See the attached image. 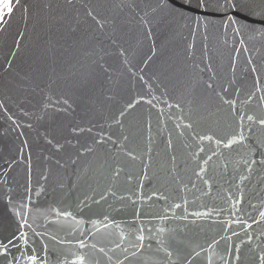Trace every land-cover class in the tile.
Instances as JSON below:
<instances>
[{
  "label": "water",
  "instance_id": "1",
  "mask_svg": "<svg viewBox=\"0 0 264 264\" xmlns=\"http://www.w3.org/2000/svg\"><path fill=\"white\" fill-rule=\"evenodd\" d=\"M88 3L0 0V264H261L264 0Z\"/></svg>",
  "mask_w": 264,
  "mask_h": 264
},
{
  "label": "snow or ice",
  "instance_id": "2",
  "mask_svg": "<svg viewBox=\"0 0 264 264\" xmlns=\"http://www.w3.org/2000/svg\"><path fill=\"white\" fill-rule=\"evenodd\" d=\"M16 3L19 4V0H16ZM37 3L42 6L43 9L47 10L46 15L44 16V19H52L55 20L56 17L53 15V10L58 9L61 7L64 8H75L76 5L81 4L82 0H37ZM166 4H176V0H165ZM193 3L196 8H210L212 7V0H183V3L178 5V9H190L193 7ZM125 6V0H89V3L85 5L87 11L86 15L88 17H91L93 21H96L97 25L101 30L104 29L105 25L108 23L107 20H105V23H100L99 20H97V16L101 15V10L108 9V8H122ZM228 6L230 8H238L241 11H245V9L241 5V0H228ZM4 8L7 10V12H11V4L5 3ZM96 13V15H93V13ZM61 19L64 17L61 16ZM0 24L6 25V15L4 13H0ZM0 31H3V29H0ZM77 31V28L72 27L70 29L71 33H75ZM123 54V53H122ZM211 87V85H209ZM225 103H230V101H225ZM238 119L243 120V117H239ZM248 119L252 121L254 124H258L259 127L264 130V116H260L257 119H254L252 116H248ZM186 127H191V124L186 125ZM251 130V129H249ZM234 136H243V132L240 131L238 133H235ZM211 139V137H209ZM235 143H243V139L236 140L235 138L231 140L230 142L225 144V147H232ZM135 158V157H133ZM261 163H264V161H261ZM46 179V177H45ZM179 207V205H177ZM25 223H27L25 221ZM29 228H31V225H28ZM21 237L25 239V242H27V238L25 237L24 233H21ZM138 239H143V236L138 237ZM13 243L11 238H9L8 243H4L2 239H0V249H4L0 255H7V249L8 244ZM169 257H171L172 253H168ZM237 260L240 259V256L236 257ZM259 260L261 261V264H264V255L259 256Z\"/></svg>",
  "mask_w": 264,
  "mask_h": 264
}]
</instances>
